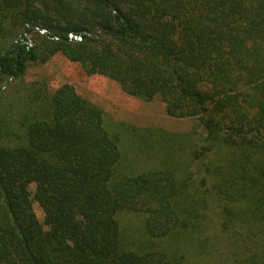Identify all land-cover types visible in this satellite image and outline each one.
<instances>
[{"label":"trees","instance_id":"1","mask_svg":"<svg viewBox=\"0 0 264 264\" xmlns=\"http://www.w3.org/2000/svg\"><path fill=\"white\" fill-rule=\"evenodd\" d=\"M26 24L58 40L30 30L43 41L29 46ZM57 53L190 121L142 132L159 168L119 171L120 135L73 86L21 83ZM122 213L142 218L144 243L125 240ZM32 257L264 264V0H0V264Z\"/></svg>","mask_w":264,"mask_h":264},{"label":"rangeland","instance_id":"2","mask_svg":"<svg viewBox=\"0 0 264 264\" xmlns=\"http://www.w3.org/2000/svg\"><path fill=\"white\" fill-rule=\"evenodd\" d=\"M29 31L27 39L31 41L32 45H41L43 40L40 36H45L41 34L39 36V33L34 34V31L31 33ZM47 32L53 36L49 31ZM103 35L104 33L100 39ZM67 36L68 39L79 40L73 33H67ZM21 83L26 86L43 85L49 93L64 84H69L81 97L97 106L102 111L104 126L110 133L120 135L123 161L119 166V171H123L125 174H139L144 170L157 169L161 166L160 160H155L153 157L155 153L150 150L156 146L151 141L148 143L144 141L148 138L147 133H142L145 129L184 133L191 127L188 120L167 117L163 104L158 99L144 102L129 97L121 91L115 82L100 76L85 74L78 63L68 61L60 53L52 56L44 64H30ZM3 88L2 90H4ZM137 130L138 132H136ZM139 132L142 133V136L137 134ZM33 190L34 187H30V191ZM33 210L37 219L43 221V212L36 203L33 204ZM118 219L125 240L135 243L136 246L144 241L145 236L141 230L142 218L140 216L122 213Z\"/></svg>","mask_w":264,"mask_h":264},{"label":"water","instance_id":"3","mask_svg":"<svg viewBox=\"0 0 264 264\" xmlns=\"http://www.w3.org/2000/svg\"><path fill=\"white\" fill-rule=\"evenodd\" d=\"M110 9H111V13H112L113 17H115L116 15H118V12H117V10H116L114 7L110 6ZM122 21H123V20L120 19V20H119V23H121ZM28 30H32V31L37 32V33H39V34H41V35H44L45 37H48V38H50L51 40H55V41L58 40L57 37H53V36H51L46 30L41 29V28H38V27L33 26V25H31V24H26L25 27H24L23 35H24V37H25L26 39H27V32H28ZM104 32H110V33H111L112 31L109 30V29H107V28H100V29L97 30V32H96L95 35H93V34H91V33H88V32H86V31L80 32V35H84V36H86V37H88V38H90V39H92V40H94V41H97V40H99V39L101 38V36H102V34H103ZM77 37L80 39V36H77ZM27 44H28L29 46H32L31 41L28 40V39H27ZM3 89H4V88H3ZM31 259H32L33 263L35 264L33 257H32Z\"/></svg>","mask_w":264,"mask_h":264}]
</instances>
